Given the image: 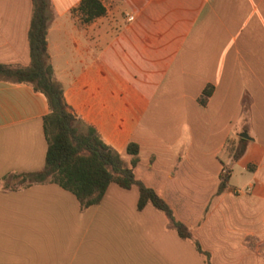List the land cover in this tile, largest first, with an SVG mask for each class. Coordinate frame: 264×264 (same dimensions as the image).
Wrapping results in <instances>:
<instances>
[{
  "label": "crops",
  "instance_id": "obj_1",
  "mask_svg": "<svg viewBox=\"0 0 264 264\" xmlns=\"http://www.w3.org/2000/svg\"><path fill=\"white\" fill-rule=\"evenodd\" d=\"M81 1L50 0L54 80L80 130L127 162L139 145L136 178L193 239L153 206L139 211L136 187L111 184L87 209L56 184L8 188L45 164L49 104L0 78V264H207L197 246L210 264H264V0H100L106 14L90 23ZM32 11L0 0L1 65L29 66ZM240 139L232 162L226 144Z\"/></svg>",
  "mask_w": 264,
  "mask_h": 264
},
{
  "label": "trees",
  "instance_id": "obj_2",
  "mask_svg": "<svg viewBox=\"0 0 264 264\" xmlns=\"http://www.w3.org/2000/svg\"><path fill=\"white\" fill-rule=\"evenodd\" d=\"M33 11L28 33L30 45V64L25 68H14L0 64V78L16 83H25L43 93L49 104V113L43 118L44 133L48 148L43 168L34 173L19 174L6 178L7 187H29L35 184L52 183L72 193L82 209L100 204L108 187L116 184L122 189L136 187L139 192L137 208L144 210L148 205L164 213L170 220L178 236L183 240H192L190 230L175 220L171 207L153 188L148 187L135 176L139 163L140 147L130 142L126 154L131 156L127 162L110 145L104 142L92 127L80 130L79 120L65 101L63 88L54 80L53 68L49 62L47 31L50 20V0H32ZM85 23H90L106 14L100 0H82L76 8ZM213 93V87L207 86L198 102L206 105ZM243 139L228 140L226 150L232 162L243 155V148L236 142ZM230 171L220 176L218 193L229 185ZM198 251L209 262V254L197 246Z\"/></svg>",
  "mask_w": 264,
  "mask_h": 264
},
{
  "label": "water",
  "instance_id": "obj_3",
  "mask_svg": "<svg viewBox=\"0 0 264 264\" xmlns=\"http://www.w3.org/2000/svg\"><path fill=\"white\" fill-rule=\"evenodd\" d=\"M240 136L245 138V139H249V137H248V135L246 133H242Z\"/></svg>",
  "mask_w": 264,
  "mask_h": 264
},
{
  "label": "rangeland",
  "instance_id": "obj_4",
  "mask_svg": "<svg viewBox=\"0 0 264 264\" xmlns=\"http://www.w3.org/2000/svg\"><path fill=\"white\" fill-rule=\"evenodd\" d=\"M125 156L127 157V155H125ZM227 170H230V166L226 167L225 170H224L223 172H225V171H227Z\"/></svg>",
  "mask_w": 264,
  "mask_h": 264
}]
</instances>
